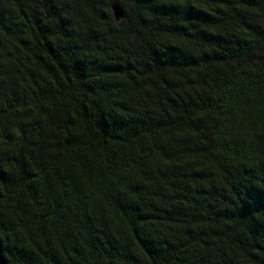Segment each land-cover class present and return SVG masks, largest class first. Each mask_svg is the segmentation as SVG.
Here are the masks:
<instances>
[{"label": "trees", "instance_id": "obj_1", "mask_svg": "<svg viewBox=\"0 0 264 264\" xmlns=\"http://www.w3.org/2000/svg\"><path fill=\"white\" fill-rule=\"evenodd\" d=\"M0 241L264 264V0H0Z\"/></svg>", "mask_w": 264, "mask_h": 264}, {"label": "water", "instance_id": "obj_2", "mask_svg": "<svg viewBox=\"0 0 264 264\" xmlns=\"http://www.w3.org/2000/svg\"><path fill=\"white\" fill-rule=\"evenodd\" d=\"M112 11L116 20H120L124 16V11L122 7L116 3L112 5ZM0 264H7V260L3 253V245L1 241H0Z\"/></svg>", "mask_w": 264, "mask_h": 264}]
</instances>
